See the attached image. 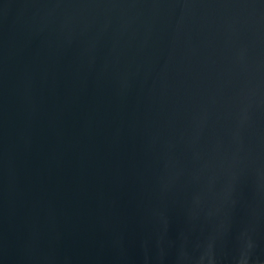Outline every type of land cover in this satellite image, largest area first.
Wrapping results in <instances>:
<instances>
[{"label":"water","instance_id":"95a60500","mask_svg":"<svg viewBox=\"0 0 264 264\" xmlns=\"http://www.w3.org/2000/svg\"><path fill=\"white\" fill-rule=\"evenodd\" d=\"M0 264H264V0H0Z\"/></svg>","mask_w":264,"mask_h":264}]
</instances>
